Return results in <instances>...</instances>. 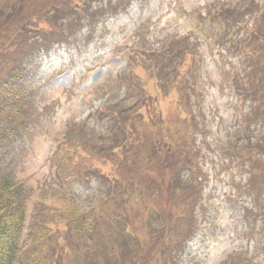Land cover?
<instances>
[{
  "label": "rangeland",
  "instance_id": "rangeland-1",
  "mask_svg": "<svg viewBox=\"0 0 264 264\" xmlns=\"http://www.w3.org/2000/svg\"><path fill=\"white\" fill-rule=\"evenodd\" d=\"M241 1L223 0L211 5L207 0H0V90L14 88L22 93L17 94L13 89L10 94L0 91V99L10 104L19 102L15 101V94L20 100L27 99L24 101L27 107L23 108H10L1 103L0 128L31 132L30 137L24 138L22 150H19L22 143L19 138L0 146V158L7 162L2 169L8 168L15 175V179L8 182L10 187L7 185L13 191L9 192L8 199L0 190V204L15 206V198L22 192L27 224L31 225L36 213L35 223L41 225L35 246L39 254L32 256L24 245L17 264H35L32 261L39 260L45 248L55 252L57 248L62 249L57 242L64 244L61 238L72 250L71 254L67 250L62 256V264H175L176 260L170 255L174 249H170L169 229L180 219L186 226L193 204L180 196L184 182L189 180L184 175L182 178L179 172L184 165L175 166L179 174L175 177L177 185L168 193L157 187L169 176L161 174L169 170L155 171L161 167L164 157L154 159L153 154L157 153L154 149L157 147L160 151L169 142L183 153H186L183 146L192 148V159L199 160L202 174L208 176L205 189L200 187L199 193L205 190L203 197L208 202L213 197L218 205L216 234H220L213 239L207 253L196 249L200 255L207 254L202 264H264V188L262 191L260 182L251 183L254 178L251 164L245 160H258L257 170L262 181L264 151L258 156L257 150H264V143L260 147L241 144L240 153L232 151L229 155L226 151L233 144L226 143L227 137L241 130L249 131L253 139L256 136L264 142L260 131L264 132V115H255H259L260 108L250 112L257 103L249 97L244 107L236 96L233 103L231 78L236 74L235 67L240 75L247 70L248 61L241 52L225 49L227 57L218 51L219 46L209 45L208 42H215L205 40V28L199 22L201 18L221 24L219 30L225 35H231L229 29L240 31L234 44L239 51L248 49L249 54L245 55L253 71L264 70V15L256 17L264 10L261 9L264 0L254 1L260 9L252 10L247 17L248 25L253 26L248 36L245 30L249 28L242 22ZM123 3L131 5L127 8ZM214 6L223 9L226 24L217 23L222 16ZM197 16L199 20L194 18ZM55 39L69 41L62 45L50 42ZM88 39L90 44H87ZM229 52L235 56H230ZM191 55L199 56L197 67H193ZM20 57L21 62L25 60L22 66L18 62ZM179 60L191 64L179 67ZM131 78L133 83L138 81L135 90L129 87ZM234 80H240L236 83L239 93L245 92L244 81L239 77ZM159 93L163 97L160 98ZM179 94L181 107L189 114L194 112L199 122L198 130L194 129L188 136L173 126L174 103ZM258 95L264 98V93ZM245 116L248 117L246 125ZM171 132L174 139L168 142L166 135L170 138ZM61 136H64L61 147L52 158L54 144ZM77 138L85 142H78ZM120 146L126 154L123 164L127 162L129 168L126 169L133 174L125 175L122 182L116 181V188V182L99 183V173L92 166L94 156L101 155L108 160L112 148ZM78 149L85 150L82 157ZM19 151L22 158L11 168V153L19 154ZM133 168L141 172L131 170ZM81 175L82 182L93 178L90 183L82 184L78 182ZM132 181L134 196L122 197L119 204L110 207L108 202ZM4 182L0 178V189ZM256 189L258 204L253 202ZM238 193L250 199L241 204L248 206V215L251 207L255 210L260 207L254 212L260 213L256 231L248 236L251 240L246 234L238 239L232 233V226H228L232 207L226 196L232 199ZM41 200L47 207L39 205ZM63 206L71 208L74 215L67 214L68 209ZM88 211L95 212L89 217L88 213L84 214ZM153 211L159 212L156 217ZM237 211L239 216L242 210L238 207ZM245 213L244 210V216ZM102 215L106 217L101 221ZM88 217L86 230L79 235L75 229L76 235L74 228L82 227V220ZM253 217L252 214L249 218ZM66 218L70 223L67 229H62L61 235L59 232L51 236L42 233ZM24 229L21 247L29 233L26 227ZM86 238L88 244L83 240ZM198 240L200 246L206 248L203 246L206 238Z\"/></svg>",
  "mask_w": 264,
  "mask_h": 264
},
{
  "label": "trees",
  "instance_id": "trees-1",
  "mask_svg": "<svg viewBox=\"0 0 264 264\" xmlns=\"http://www.w3.org/2000/svg\"><path fill=\"white\" fill-rule=\"evenodd\" d=\"M248 76L250 78L255 77L257 78L258 81L260 82H253L254 86L256 89H260V90H264V70H260L258 72L257 71H251ZM181 98L178 99V103L174 104V116H175V120L173 122V126L176 130H178V132H184L185 136H188L189 132L194 131V129H196V131L198 130V126H199V122L196 120V118L193 116V114L190 112H188V110L184 107H181ZM182 108V109H180ZM264 115V109L261 108L259 115L257 116H263ZM193 118L195 123L193 122ZM247 120V119H246ZM192 123V124H191ZM248 123V121L245 122V125ZM20 124V123H19ZM24 124V123H23ZM8 131V130H7ZM20 131H17V134L19 137H21V135L19 134ZM245 133V136H239L238 139L239 140H243L245 144L250 145H254L257 147H260L259 145L262 144V142L260 141V139H257V141L255 142L251 136H249L246 132V130L243 132ZM174 133L171 132L170 134V138L168 135L167 136V141L169 142V140H173L174 136L172 135ZM172 135V136H171ZM177 135H179L177 133ZM208 134H205V136H207ZM27 137H30L29 135ZM73 137V136H72ZM183 139V138H182ZM186 140V139H185ZM189 140V139H188ZM78 142H85V141H81L80 138H77ZM76 141V142H77ZM191 141V140H189ZM231 141V140H230ZM192 143V142H191ZM110 147V146H109ZM228 147V146H227ZM232 147V146H230ZM122 148V149H121ZM182 148L186 149V153H183L182 151H180L177 147H172V145L169 143H167V146H164L161 150H163V153L160 152L158 150V148L156 147L154 150H157V153L153 154V158L157 159L160 156L164 157V160L162 162L161 167H159L157 170H155L156 172H162V171H166L164 173H162L161 175L164 174H168V177H164V180L161 181V183L159 184V189L161 190V192L168 193V191H170L172 188H174V185H177V183L175 182V177L179 174H177V170L175 169V166L178 164L184 165V169L182 170V167L179 169V172H181V177L183 178L184 176L189 177V180H186V183L184 182V186L185 188L182 189V194H180V196L182 198H186L187 200H191V203L193 204L194 201L197 199V192L199 194V188L204 186L205 180H206V176L204 174H202V172L200 171V166H199V160L196 159H192L193 154H190V147L188 146H183ZM224 148V147H223ZM113 150H111V156L110 159H106L104 160V157L101 155H95L94 156V162L92 163V166L95 167L97 169V172L101 175L100 177H102L101 181H105L108 185L109 182H112V179L116 177V181L118 182H122L123 180H121L127 173V166L129 168V164L126 162V165L124 166V161L126 159V154L123 151V147H116V148H112ZM79 150V155L82 157L83 154L85 153L84 149H78ZM263 149L262 150H257V153H263ZM153 158H150V160H152ZM131 159L134 161L133 157H131ZM107 164V166H106ZM169 167L168 168H164V166ZM91 166V167H92ZM110 166V167H109ZM164 169V170H163ZM131 170H135V171H139L141 172L139 169L137 168H133ZM123 172V174H122ZM159 173V174H160ZM133 173L131 172V175ZM184 175V176H183ZM83 175H81L80 177L82 178ZM112 177V179H111ZM0 178L5 180V184H3L1 192L3 195H5L7 197V199L9 198L10 194L9 192L11 191V193L13 192L11 188H7V185L10 187V185L8 184V182L10 181V176H5L0 175ZM191 179V180H190ZM168 182V183H167ZM187 184V187H186ZM118 185V183L116 182L115 184V188ZM134 182L132 181L131 183L129 182L128 184L124 185V190L121 193V191H119L118 193H116V196L114 199L110 200L108 202V205L110 207H114V205L116 206L117 204H119V201H122L123 198L122 197H130V195L134 196ZM182 186V187H184ZM1 187V185H0ZM180 187V186H177ZM191 187V188H188ZM114 188V189H115ZM129 192V194H127V192ZM114 193V194H115ZM127 194V195H126ZM178 196V195H175ZM23 193L19 192V195L17 194L16 199V205H7V204H0V264H17V260H18V256H19V251L20 249L23 248V246L25 245L26 248V252L30 253L32 256H35L37 254H39L38 250H35V246L36 243H38V240L36 237H38L39 230H40V224L36 225V213H34V221L31 223V225L29 226V233H28V237L26 238V243L22 245V247L19 245L20 244V239H21V234L26 222V215H27V211H26V207L23 206ZM195 199V200H194ZM21 200V201H20ZM53 203V202H51ZM47 203L43 200H41V207H47L46 205ZM55 204V203H54ZM48 206H50V202L48 203ZM64 207V206H63ZM67 210V214L69 215H74L73 211L71 208H67L64 207ZM109 208V207H108ZM110 209V208H109ZM162 209V208H161ZM95 212V211H93ZM158 211H153L152 215H158ZM106 217V215H102L100 216L101 221L104 220ZM156 217V216H154ZM62 222H60L59 224L51 227V228H46L44 229V231L42 233H44L45 236H51L52 234H55L57 232L60 233V235L62 234V229L65 227V229L68 228L67 224L70 223L69 219H61ZM66 225V226H64ZM75 229H77V233L79 235H81L83 233V229L81 227H75L74 228V232L76 233ZM180 230V231H179ZM166 231V230H164ZM183 229L181 227H178L173 234L171 235V241L172 243L170 245H174L177 246L178 244V237L179 240H181L183 238ZM76 233V235H77ZM167 233V231H166ZM38 234V235H37ZM164 232H163V236H164ZM37 235V236H36ZM61 240L63 241L62 244L60 243V241L58 240L57 242H59V245L62 247V249H58L57 251H51L49 248H45L43 250L42 255H40L38 259H34L32 262H34L35 264H42L41 261L45 264H62L61 262V258L63 255H65L66 251H68V254L72 253V250L69 246V244L61 238ZM85 241L86 244L89 243V239H83ZM91 243V242H90ZM93 244V243H91ZM68 247V248H67ZM180 246L178 245L177 248H179ZM73 248V245H72ZM167 248V247H166ZM34 250L36 252H34ZM84 250L81 251V253ZM80 250L77 252L79 253ZM37 262V263H36Z\"/></svg>",
  "mask_w": 264,
  "mask_h": 264
}]
</instances>
